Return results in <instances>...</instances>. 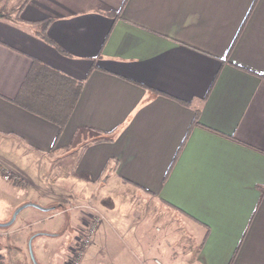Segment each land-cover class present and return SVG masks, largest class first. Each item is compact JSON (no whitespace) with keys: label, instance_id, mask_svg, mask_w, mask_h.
<instances>
[{"label":"crops","instance_id":"0c3cea01","mask_svg":"<svg viewBox=\"0 0 264 264\" xmlns=\"http://www.w3.org/2000/svg\"><path fill=\"white\" fill-rule=\"evenodd\" d=\"M0 167V223L47 208L2 230L38 264H70L87 215L76 264H264V0H27L0 17Z\"/></svg>","mask_w":264,"mask_h":264},{"label":"rangeland","instance_id":"374dc122","mask_svg":"<svg viewBox=\"0 0 264 264\" xmlns=\"http://www.w3.org/2000/svg\"><path fill=\"white\" fill-rule=\"evenodd\" d=\"M30 209L31 208H27ZM96 216L94 218H97L98 215H93ZM86 217V216H85ZM92 217V216H91ZM23 215H17L16 219L14 220V222L9 226L11 229L17 228L20 224L23 225L25 224V219H22ZM10 220V219H9ZM8 220V221H9ZM86 221V225L92 223V220L88 217L85 218ZM7 222V221H6ZM52 222V219H48L46 221L34 224V225H30L27 226L26 228L22 229L20 233H26L27 231H41V229H52L51 227H49L48 225ZM5 223V222H2ZM43 227V228H41ZM8 228L6 227H0V264L4 263L5 261V256H10L11 259H13L14 263H19V264H35L31 257H30V252H29V240L30 238H28V240L26 242H21L19 241L17 238V240H14V237L16 235L12 234V235H8V234H3L2 230ZM84 227H81L79 233H78V240L77 241H73L71 242V244L73 245V250L70 253V258H69V263L70 264H74L75 260L78 259V255L83 251V249L85 248V246H83L81 240H80V236L84 230ZM22 234V235H23ZM7 240L9 242H7ZM21 246V247H20ZM80 249H82V251H80ZM31 250H32V254L36 259V253H35V242L34 240H31ZM10 251V252H9ZM18 254V255H15ZM50 264H55L54 260L50 262Z\"/></svg>","mask_w":264,"mask_h":264},{"label":"trees","instance_id":"16d2710c","mask_svg":"<svg viewBox=\"0 0 264 264\" xmlns=\"http://www.w3.org/2000/svg\"><path fill=\"white\" fill-rule=\"evenodd\" d=\"M27 0H21L20 2H19V4H17V6L16 7H8L7 5H5V6H3V7H1L0 8V17H2V18H10V17H12V15L14 14V16L16 17L17 16V14L20 12V9H21V7H22V5L26 2ZM34 64V66H37V62H33ZM33 70H34V68H33ZM42 70V71H41ZM41 70L40 69H38V71L37 72H30L29 73V75H28V77H27V80H25V82L26 81H28V80H30V78H32V76H34L35 75V73H36V77L35 78H38V76H39V73L41 72V74H43V76H44V80H46V78L48 77V76H46V73H45V71L44 70H47V68H41ZM49 84H47V83H45L44 82V86H48ZM78 91H79V84L77 85V89H76V97H77V95H78ZM196 119V118H195ZM63 122L64 121H60L59 122V125H60V127H62V125H63ZM100 140H104V141H111L112 140V138L111 137H103V138H101ZM0 173H2L1 172V167H0ZM12 182L14 183V184H16V185H24V183L22 182V181H20V180H18V179H16V178H12ZM51 236H55V235H57V234H50ZM239 246H240V244H238V246H237V248H236V250H235V252H234V254H233V257H232V259H234V257H235V255L237 254V252H238V249H239ZM80 251H82V249H80Z\"/></svg>","mask_w":264,"mask_h":264},{"label":"built area","instance_id":"2783aa9c","mask_svg":"<svg viewBox=\"0 0 264 264\" xmlns=\"http://www.w3.org/2000/svg\"><path fill=\"white\" fill-rule=\"evenodd\" d=\"M4 177L6 179L9 178V176H7V175H5ZM94 217H96V216L92 215V217H90V219L92 220V223H90L89 225L88 224L85 225V228H84V230H83V232H82V234L80 236V240H81L83 246H85V247L88 246L91 243L93 235H94V232H95V229H96V227H97V225L99 223V217H97V218H94ZM77 257L79 259L80 254ZM78 259L75 260L74 264L77 263Z\"/></svg>","mask_w":264,"mask_h":264},{"label":"water","instance_id":"95a60500","mask_svg":"<svg viewBox=\"0 0 264 264\" xmlns=\"http://www.w3.org/2000/svg\"><path fill=\"white\" fill-rule=\"evenodd\" d=\"M28 206L35 207V208H37V209H39V210H42V211H46V210H47V208L40 207V206H38V205H36V204H33V203L23 204V205L19 206L18 208H16V209L14 210V212L12 213V216H11V218H10L9 221H7V222H5V223H0V227H6V226L11 225V224L13 223V221L15 220L16 216L18 215V213H19L23 208L28 207ZM28 246H29V252H30V257H31L32 261H33L35 264H38L37 261L35 260L34 256H33V254H32V250H31V240H29V245H28Z\"/></svg>","mask_w":264,"mask_h":264}]
</instances>
